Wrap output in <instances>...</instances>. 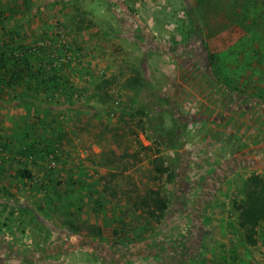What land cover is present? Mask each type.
Masks as SVG:
<instances>
[{"label": "rangeland", "instance_id": "374dc122", "mask_svg": "<svg viewBox=\"0 0 264 264\" xmlns=\"http://www.w3.org/2000/svg\"><path fill=\"white\" fill-rule=\"evenodd\" d=\"M11 39L62 84L30 94L60 118L52 157L24 156L36 114L0 104V168L17 166L6 192L48 248L39 264H264V224L250 241L237 210L264 177V0H0V47ZM153 190L159 221L142 208ZM69 221L81 233L59 237Z\"/></svg>", "mask_w": 264, "mask_h": 264}, {"label": "trees", "instance_id": "16d2710c", "mask_svg": "<svg viewBox=\"0 0 264 264\" xmlns=\"http://www.w3.org/2000/svg\"><path fill=\"white\" fill-rule=\"evenodd\" d=\"M192 22L193 31H197L199 29L197 22L195 20H192ZM5 48H3V46L0 47V104H6L9 101L11 103H18L20 105L19 107L28 111L29 114H36L33 117L26 116L27 119L24 120V128L21 130V141L24 142L22 148L24 156L30 157L31 155L34 156L35 154L42 152L46 157H52L55 155L56 150L53 148V142L56 140L61 142V135L64 133V131L61 130V132H63L58 133L60 137H56L53 134V131L57 130L54 129V127L57 124L59 125L58 119L60 118L57 116L56 112L49 114L51 113L48 108L49 106L43 107L45 100H39L38 97L30 94L41 95L48 90H61L62 84L58 83L56 85H50V83L54 84L51 81L53 79H48V81L44 80L42 70L38 71V68H32V58L37 59V55L35 53H29L31 48L18 50L15 47L14 39H11L10 44ZM63 85L66 86V84ZM17 86L20 89L24 86L25 90L23 92L20 91L18 94L10 98V93L14 92L15 87ZM151 87L154 88L152 83H141L139 84V88L136 89V92L144 94L145 91L151 89ZM65 90L66 94H68L69 90ZM70 96L71 94H69V96L67 95L69 98L65 103H70ZM5 97H8V100H4ZM134 102L135 101L133 100V103ZM46 113H48L47 116L50 118L49 121H47L48 117H41L42 114ZM58 114L60 113L58 112ZM3 146L4 144L0 139V151L2 152H4ZM167 170V168H162L159 171L164 172ZM20 174L22 178H27L29 176L27 170L20 172ZM69 178L68 182H72L70 188H72V193L75 194L76 190H80V188H76L78 185L72 176H69ZM83 183L85 185V180ZM245 188V200L237 209L239 211L238 225L241 231L245 233L247 239L254 242V236L258 233L257 228L264 224V177L259 174L251 175L245 183ZM142 208L144 211H147L149 219L159 221L164 217L168 208V203L166 198L161 196L159 192L153 190L149 192L148 197L144 199ZM67 224L68 228H66V234L68 236L81 233L77 226L72 222L69 221ZM118 243L120 244L122 242Z\"/></svg>", "mask_w": 264, "mask_h": 264}, {"label": "crops", "instance_id": "0c3cea01", "mask_svg": "<svg viewBox=\"0 0 264 264\" xmlns=\"http://www.w3.org/2000/svg\"><path fill=\"white\" fill-rule=\"evenodd\" d=\"M6 131V128H4ZM8 157V156H7ZM9 163H5L3 167L0 168V248L3 250L8 249L12 256H1L0 264H32L36 262V264L43 263L47 260V257L45 253L48 251V248H46L45 243H37L35 238V232L34 228L30 226L29 224L22 221V211L27 210L25 209V204H23V208H16L17 202L14 200V191L13 188H11V192H6V189L9 188V185H7V180L14 179L15 177V171L17 170L16 164H13L12 159L10 158ZM20 180V179H18ZM10 182V181H9ZM11 193V194H10ZM16 203V205H14ZM10 210L8 219V224H4L5 220V211ZM13 210L17 212H12ZM31 216L30 212H28ZM17 215L20 219L21 229L19 231V234L21 235V241L24 242V244L27 245V248L20 249L16 241L15 234L18 233V231H15L14 229H11V221L12 215ZM47 224V223H46ZM8 225V226H7ZM12 230L11 234H9V231ZM59 230V229H58ZM63 231L62 235L60 234L59 237L63 238H71L74 235L68 236L65 232V230H59ZM7 235V236H6ZM35 246H42V256H38L36 254ZM48 247V246H47ZM3 255V254H2Z\"/></svg>", "mask_w": 264, "mask_h": 264}]
</instances>
